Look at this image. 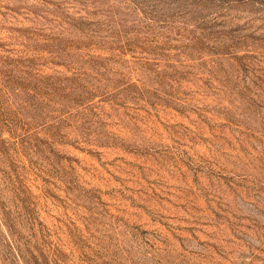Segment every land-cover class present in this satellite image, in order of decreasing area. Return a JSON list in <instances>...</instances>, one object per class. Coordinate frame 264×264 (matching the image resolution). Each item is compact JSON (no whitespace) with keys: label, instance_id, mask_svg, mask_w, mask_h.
Returning <instances> with one entry per match:
<instances>
[{"label":"rangeland","instance_id":"1","mask_svg":"<svg viewBox=\"0 0 264 264\" xmlns=\"http://www.w3.org/2000/svg\"><path fill=\"white\" fill-rule=\"evenodd\" d=\"M0 264H264V0H0Z\"/></svg>","mask_w":264,"mask_h":264}]
</instances>
